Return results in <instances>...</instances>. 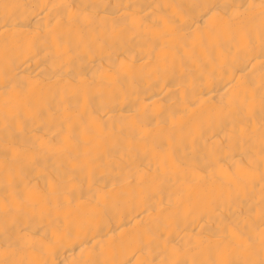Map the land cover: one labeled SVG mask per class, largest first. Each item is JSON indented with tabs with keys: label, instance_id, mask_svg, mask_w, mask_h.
<instances>
[{
	"label": "bare ground",
	"instance_id": "obj_1",
	"mask_svg": "<svg viewBox=\"0 0 264 264\" xmlns=\"http://www.w3.org/2000/svg\"><path fill=\"white\" fill-rule=\"evenodd\" d=\"M0 264H264V0H0Z\"/></svg>",
	"mask_w": 264,
	"mask_h": 264
}]
</instances>
